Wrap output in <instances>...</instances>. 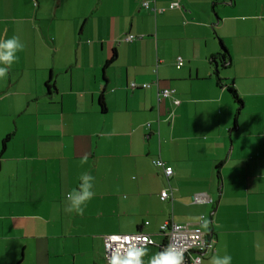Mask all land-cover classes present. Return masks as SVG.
Wrapping results in <instances>:
<instances>
[{
	"label": "crops",
	"instance_id": "crops-1",
	"mask_svg": "<svg viewBox=\"0 0 264 264\" xmlns=\"http://www.w3.org/2000/svg\"><path fill=\"white\" fill-rule=\"evenodd\" d=\"M13 35L26 47L0 80V264H109L104 236L138 231L147 264L165 220L200 216L214 222L200 264H264V0H0V38ZM222 44L237 125L211 61ZM84 172L96 195L67 214Z\"/></svg>",
	"mask_w": 264,
	"mask_h": 264
},
{
	"label": "clouds",
	"instance_id": "clouds-1",
	"mask_svg": "<svg viewBox=\"0 0 264 264\" xmlns=\"http://www.w3.org/2000/svg\"><path fill=\"white\" fill-rule=\"evenodd\" d=\"M204 26V25H202ZM26 45L18 36L0 38V80H7L9 70L19 61V53L23 52ZM110 138L111 134H107ZM87 156L81 159V165L87 163ZM76 187L66 192L62 201V211L67 214L83 215L87 204L96 195L94 191V176L88 172L81 173ZM118 191V189H117ZM199 229L204 232L211 231L213 221L206 216L198 217ZM218 227V225H216ZM112 240L118 242L109 259V264H145L148 256V243L145 237H136L130 241L127 236H113ZM123 240V242H120ZM186 248L169 243L161 251L151 255L147 264H185ZM209 264H232V256L228 254L211 256Z\"/></svg>",
	"mask_w": 264,
	"mask_h": 264
},
{
	"label": "built area",
	"instance_id": "built-area-1",
	"mask_svg": "<svg viewBox=\"0 0 264 264\" xmlns=\"http://www.w3.org/2000/svg\"><path fill=\"white\" fill-rule=\"evenodd\" d=\"M144 6L148 7L149 3L145 2ZM170 7L171 8L180 7V3L178 1L172 2L170 4ZM162 10H165V8H162ZM133 37L134 36H130L129 39H132ZM183 64H184L183 58L179 57L177 66L181 67ZM131 86L133 88H138V87L148 88L151 86V83L138 84L136 82H131ZM175 93H176V89L174 88H163L160 90L159 100H162L163 98H167ZM173 102L178 105L180 103V100L178 98H174ZM154 164L162 170L163 174L166 177L169 178L174 174V167L168 164L162 158L155 159ZM169 196L170 193L168 192V190H164L161 193V198L163 200L167 199ZM194 201L206 202V201H212V199L209 198L208 195L205 193H196L194 195ZM160 229L161 232H163L167 237L165 243L163 244V248L167 246L169 243H177L186 248L185 264H200L205 253L213 246V244L209 240V232L198 230L199 225L191 226L189 224H181L175 222L174 220L168 219L161 224ZM113 236H120V237L127 236L129 240L133 242L135 241L136 237L146 236L150 241L148 245L154 243L150 234L142 231L126 233V234L123 233L107 234L104 236V238H105V249H106L105 255L108 260L110 259L111 254L115 250L116 245L118 243L112 240ZM120 242H123V240H121Z\"/></svg>",
	"mask_w": 264,
	"mask_h": 264
},
{
	"label": "trees",
	"instance_id": "trees-1",
	"mask_svg": "<svg viewBox=\"0 0 264 264\" xmlns=\"http://www.w3.org/2000/svg\"><path fill=\"white\" fill-rule=\"evenodd\" d=\"M115 56L116 55L114 53L112 58L107 61L106 65L113 62L115 59ZM230 58H231V55H230L228 48L226 47V45L222 44V50L220 52L214 54L212 56L211 61H212V64H214V71H215L218 83L220 84V86H225L228 89V91L232 95L234 101L238 104V110H237L236 115H235V124L237 125L238 117H239L241 110H242L243 99L241 98L240 94L238 93V90L235 87L234 83L232 81L228 82L226 78L221 76V71L223 68H226L228 66V61H230ZM101 104H102L103 109H106L103 96H101ZM10 136L11 135L9 134L4 138L3 148H5V145L7 144L8 140L10 139Z\"/></svg>",
	"mask_w": 264,
	"mask_h": 264
}]
</instances>
